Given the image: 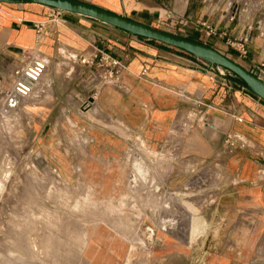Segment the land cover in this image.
<instances>
[{
  "label": "crops",
  "instance_id": "1",
  "mask_svg": "<svg viewBox=\"0 0 264 264\" xmlns=\"http://www.w3.org/2000/svg\"><path fill=\"white\" fill-rule=\"evenodd\" d=\"M75 1L219 53L230 51L224 39L206 37L199 25L206 22L228 38L237 34L234 25L220 21L200 0ZM56 12L38 4L0 3L2 83L12 87L14 72L30 62L43 65L38 85L25 95L26 106L36 109L30 113L31 130L36 135L46 131L48 137H76L90 127L96 140H123L132 134L155 143L180 129L186 113L206 111L209 124L193 126L185 148L198 154L203 164L218 163L227 177L213 183L217 187L210 195L214 204L201 214L207 219L205 228L189 243L190 249L200 250L191 264H264V102L216 68L212 73L200 71V65L180 51L91 19ZM97 51L125 63L120 89L99 87L93 69L81 63V58ZM261 62L264 39L254 35L248 57L240 59V65L253 73ZM228 134H237L245 146L226 153L223 141ZM97 144L92 150L98 151ZM168 239L169 251L175 249V239ZM131 253L127 245L128 263Z\"/></svg>",
  "mask_w": 264,
  "mask_h": 264
},
{
  "label": "rangeland",
  "instance_id": "2",
  "mask_svg": "<svg viewBox=\"0 0 264 264\" xmlns=\"http://www.w3.org/2000/svg\"><path fill=\"white\" fill-rule=\"evenodd\" d=\"M231 51L221 54L240 64ZM11 89L0 90V264L192 263L200 250L189 243L205 228L213 183L227 177L185 148L192 127L209 124L206 111L186 113L183 131L155 143L132 134L96 140L90 127L48 137L31 130L36 109ZM169 237L176 243L170 251Z\"/></svg>",
  "mask_w": 264,
  "mask_h": 264
},
{
  "label": "built area",
  "instance_id": "3",
  "mask_svg": "<svg viewBox=\"0 0 264 264\" xmlns=\"http://www.w3.org/2000/svg\"><path fill=\"white\" fill-rule=\"evenodd\" d=\"M200 1L211 13L218 14L220 21H227L234 25L237 32L234 38H228L224 33H218L212 25L203 22L199 26L203 29L205 36L208 38L224 39L228 48L235 52L239 59H246L248 57V45L252 36L255 35L258 39H264V0ZM56 13L57 15L60 14L59 12ZM39 35L38 32V38ZM81 63L93 69V72L97 76L99 87L108 89L121 88L123 76L127 71L125 63L121 60L97 51L87 58H81ZM42 70L43 67L39 63L31 62L27 66L17 69L14 72L15 82L9 95L14 94L21 98L29 93L36 84ZM206 73H212L211 69L207 70ZM250 73L264 81V62L258 65L255 72ZM2 87L3 83L0 79V90ZM190 112H193L192 115L194 116L196 115L195 113H201V111L197 112L195 110ZM236 121L241 122L240 119H236ZM185 123L184 119L179 122V130L183 131ZM189 128H191V125ZM174 130H172V133ZM244 146V142L237 134H228L223 141L224 151L228 154Z\"/></svg>",
  "mask_w": 264,
  "mask_h": 264
},
{
  "label": "water",
  "instance_id": "4",
  "mask_svg": "<svg viewBox=\"0 0 264 264\" xmlns=\"http://www.w3.org/2000/svg\"><path fill=\"white\" fill-rule=\"evenodd\" d=\"M5 4H38L57 12L91 19L113 29L123 31L159 45L180 51L192 57L199 65V70L206 72L220 68L232 74L248 92L264 102V81L244 69L237 62L227 58L215 49L204 44L162 32L152 27L129 20L104 9L75 0H0Z\"/></svg>",
  "mask_w": 264,
  "mask_h": 264
},
{
  "label": "bare ground",
  "instance_id": "5",
  "mask_svg": "<svg viewBox=\"0 0 264 264\" xmlns=\"http://www.w3.org/2000/svg\"><path fill=\"white\" fill-rule=\"evenodd\" d=\"M36 63H39V62H36ZM42 67H43V65L41 64V63H39ZM30 65H32V64H30ZM43 74V70H42V73L39 75V77L37 78V80L40 78V76ZM37 82V81H36ZM28 94V93H27ZM212 175V174H211ZM52 247V246H51ZM69 247V246H68Z\"/></svg>",
  "mask_w": 264,
  "mask_h": 264
},
{
  "label": "trees",
  "instance_id": "6",
  "mask_svg": "<svg viewBox=\"0 0 264 264\" xmlns=\"http://www.w3.org/2000/svg\"><path fill=\"white\" fill-rule=\"evenodd\" d=\"M245 87V86H244Z\"/></svg>",
  "mask_w": 264,
  "mask_h": 264
}]
</instances>
